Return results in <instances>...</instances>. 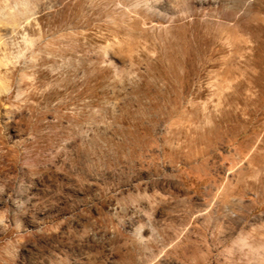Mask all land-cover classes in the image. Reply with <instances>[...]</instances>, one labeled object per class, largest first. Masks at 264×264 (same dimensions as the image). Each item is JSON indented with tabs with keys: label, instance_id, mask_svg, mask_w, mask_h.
Segmentation results:
<instances>
[{
	"label": "rangeland",
	"instance_id": "374dc122",
	"mask_svg": "<svg viewBox=\"0 0 264 264\" xmlns=\"http://www.w3.org/2000/svg\"><path fill=\"white\" fill-rule=\"evenodd\" d=\"M262 3L0 0V264H264Z\"/></svg>",
	"mask_w": 264,
	"mask_h": 264
},
{
	"label": "bare ground",
	"instance_id": "6f19581e",
	"mask_svg": "<svg viewBox=\"0 0 264 264\" xmlns=\"http://www.w3.org/2000/svg\"><path fill=\"white\" fill-rule=\"evenodd\" d=\"M251 18L254 19V20H256V21H259L261 23H264V3H262V4L259 5V13L258 14H255V15H252ZM233 40H234V38H233ZM233 40L230 38V36H228V37H226L224 39V43L225 44H228V43L230 44V43H232ZM261 43H262V46H263V49H264V31H263V33L261 35ZM106 48L109 49V50H112L113 52H115L117 54H126L127 55L128 52H130L129 51V48L130 47L127 48V45L125 46L123 43L109 44ZM216 86H217V96H218V98H220L221 94L225 90H228L229 89L230 82L224 76H222V77H220L217 80ZM261 105L262 106L264 105V94H262V96H261ZM262 115H264V111H263Z\"/></svg>",
	"mask_w": 264,
	"mask_h": 264
}]
</instances>
